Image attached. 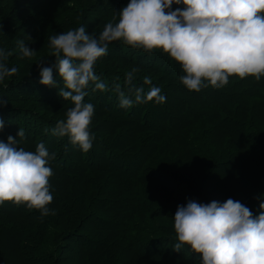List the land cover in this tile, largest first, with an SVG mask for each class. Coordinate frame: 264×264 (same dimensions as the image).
<instances>
[{
    "label": "trees",
    "instance_id": "obj_1",
    "mask_svg": "<svg viewBox=\"0 0 264 264\" xmlns=\"http://www.w3.org/2000/svg\"><path fill=\"white\" fill-rule=\"evenodd\" d=\"M128 3L0 0V49L11 53L0 62L18 69L0 81V99L6 102L0 108V142L16 138L21 129L17 148L34 152L43 143L50 157L54 154L48 163L53 172L48 215L0 203V264H200L189 246L173 249L178 205L232 198L254 216L260 213L264 76L259 81L230 76L222 88L189 91L180 82L181 65L162 50L114 41L94 65L106 90L90 83L84 98L94 105L91 149L84 153L67 136L52 134L73 105L58 95L59 77L56 87L39 83L40 67L55 64L49 37L81 25L98 36ZM176 8L183 5L170 10ZM18 41L35 54L21 58ZM117 85L133 100L135 88L147 93L159 87L166 101L122 108Z\"/></svg>",
    "mask_w": 264,
    "mask_h": 264
},
{
    "label": "clouds",
    "instance_id": "obj_2",
    "mask_svg": "<svg viewBox=\"0 0 264 264\" xmlns=\"http://www.w3.org/2000/svg\"><path fill=\"white\" fill-rule=\"evenodd\" d=\"M173 4L183 5V9L170 10ZM118 13V21L106 23L98 36L86 33L83 25L52 35L49 56L55 58V64L38 65L39 83L56 87L59 77L63 86L58 95L73 105L65 119L57 121L52 134L67 136L84 153L92 147L88 128L94 112V105L84 102L86 89L93 83L95 89L106 90L94 65L106 55L111 42L121 41L147 52L162 50L181 65L185 75L180 82L189 91L222 88L230 76H251L257 81L264 76V0H129ZM17 44L21 58H30L36 52L23 41ZM9 55L0 49V59L7 60ZM17 71L0 62V81ZM131 76L129 73V81ZM144 83L151 84V79L144 77ZM116 91L122 108L166 101L155 86L147 93L135 88L134 100L119 85ZM5 103L0 99V108ZM3 123L0 120V128ZM23 136L19 129L17 137ZM17 137L0 142V203L24 204L46 216L47 205L53 200L49 191L53 172L48 163L54 154L50 157L43 143L34 152L17 148ZM259 208L260 213L254 216L247 206L232 198L223 203L188 201L178 205L172 218L177 241L173 249L180 252L189 246L201 257L200 264H264V202Z\"/></svg>",
    "mask_w": 264,
    "mask_h": 264
}]
</instances>
